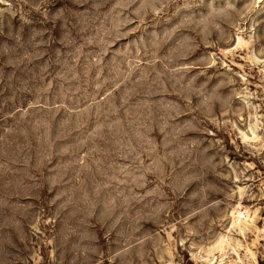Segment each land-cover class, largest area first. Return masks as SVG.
Here are the masks:
<instances>
[{"label":"rangeland","instance_id":"rangeland-1","mask_svg":"<svg viewBox=\"0 0 264 264\" xmlns=\"http://www.w3.org/2000/svg\"><path fill=\"white\" fill-rule=\"evenodd\" d=\"M0 264H264V0H0Z\"/></svg>","mask_w":264,"mask_h":264}]
</instances>
